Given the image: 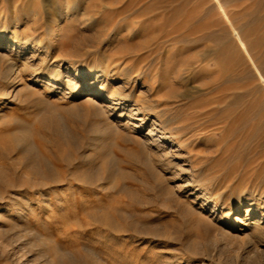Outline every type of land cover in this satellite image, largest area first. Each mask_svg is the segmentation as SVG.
<instances>
[{
  "label": "rangeland",
  "instance_id": "rangeland-1",
  "mask_svg": "<svg viewBox=\"0 0 264 264\" xmlns=\"http://www.w3.org/2000/svg\"><path fill=\"white\" fill-rule=\"evenodd\" d=\"M2 35L0 264H264V0H0Z\"/></svg>",
  "mask_w": 264,
  "mask_h": 264
},
{
  "label": "bare ground",
  "instance_id": "bare-ground-1",
  "mask_svg": "<svg viewBox=\"0 0 264 264\" xmlns=\"http://www.w3.org/2000/svg\"><path fill=\"white\" fill-rule=\"evenodd\" d=\"M51 28H53V27H51ZM57 28H58V26H56V27H54L53 29H52V31H50L49 33L51 34V32L52 33H55L56 32V30H57ZM53 36V35H52ZM48 37V36H47ZM9 41V42H11L12 43V45L14 46V45H16V44H18V39H16V38H12V37H10L9 35H2V36H0V43L1 42H3V41ZM34 40V39H33ZM37 40V39H36ZM48 47V46H47ZM47 56V55H46ZM45 56V57H46ZM6 58V57H5ZM15 69V68H14ZM3 71V70H2ZM21 72V71H20ZM93 71H90V72H85L84 70H82V69H79L78 70V72H77V74L76 75H73L72 73H71V71H70V69L69 68H66V70L65 71H63V74H65L68 78H66L65 80L70 84L71 82H73V80H76V78H88V77H91L90 79L91 80H89V82L87 83V85H86V88L88 89V90H90V91H92L94 94H95V96H91L90 98L92 99V100H95V103L96 104H98V105H100V106H102L103 105V107H105V112L107 113V115L108 116H111V115H113V114H115V113H118L119 114V116H122V115H124L125 113H124V110H125V106H127V105H131L130 103H127L126 102V99L124 98L125 96H123V95H121L120 93H117V91H113V92H111V93H107V91L106 90H104L105 88H104V85H100L99 87H97V88H94V85H96L95 83H97L98 82V80H97V78L99 77V74H97V72L95 73V74H93L92 73ZM16 74V73H15ZM16 76H18L17 74H16ZM51 79H52V77H50ZM49 78V79H50ZM10 79V78H9ZM17 79V78H16ZM22 79V78H21ZM106 79V78H105ZM80 80V79H79ZM83 80L84 79H81V82H83ZM14 82H15V80H14ZM28 83V82H27ZM67 83V84H68ZM68 84V85H69ZM72 84V83H71ZM25 85V84H24ZM47 85V84H46ZM8 86V85H7ZM28 86V85H27ZM26 86V89H24V88H22V90H20V89H18V90H16V87L15 86H13L11 89H9L8 90V88L9 87H7V89H6V92H3V96H2V98L3 99H5L4 101H8V100H10V99H20V100H25V101H27V100H32V99H34L33 98V95L34 94H36L35 93V91L33 90V88H31V87H27ZM93 89V90H92ZM5 91V90H4ZM123 91V90H122ZM81 92H84L83 91V89L81 90V91H79L78 93H81ZM79 95V94H78ZM101 96H106V97H108V101L110 102V104H102V103H100V101H98V97H101ZM39 98V97H38ZM43 101V100H42ZM29 102H31V101H29ZM33 102V101H32ZM3 103H5V102H3ZM41 104H43V103H41ZM23 105V104H22ZM35 105V104H34ZM42 107V106H41ZM101 108V107H100ZM118 109H120V111L118 110ZM131 110H130V112L129 113H131L130 115L131 116H133V115H136V114H138L139 113V109H138V107L137 106H133L132 105V107L130 108ZM39 110V109H38ZM42 110V109H41ZM103 110V111H104ZM104 112V113H105ZM105 113V114H106ZM13 115V114H12ZM40 116H41V114H40ZM42 119V118H41ZM126 122H128V120L126 121ZM25 124H27V123H25ZM109 125V124H108ZM27 126V125H26ZM29 127V126H28ZM111 128V127H110ZM115 130V129H114ZM103 131V130H102ZM157 133L154 131V129L153 128H150L149 129V131H148V135L150 136V135H156ZM157 136L158 137H160V138H162V139H166L167 138V136L166 135H164V134H157ZM155 137V136H154ZM154 137H153V139H154ZM148 140H149V138H148ZM155 141L157 140V139H154ZM151 141H153V140H151ZM157 142H158V140H157ZM151 143V142H150ZM159 143V142H158ZM159 146V145H158ZM29 147V146H28ZM176 163V162H175ZM48 177L50 178V179H52L53 181H57L58 180V178H59V172L58 171H56L54 168H48ZM43 182V181H42ZM61 183V182H60ZM68 183V182H67ZM193 182H191L190 180H189V182H188V184H186V185H190V184H192ZM49 184V183H48ZM57 186V185H56ZM56 186L55 187H53V188H50V189H46V190H42L41 192H40V194L42 195V197H41V205H50V202H52V201H59L58 199H60L61 198V196H62V190L63 189H61V192H54L55 194H54V197H53V192L52 191H56ZM51 187V186H50ZM191 188H193V192L194 193H197V192H199L200 191V189H198V187L196 188V187H194V186H192ZM195 189V190H194ZM64 193V192H63ZM197 195V197L199 196H202L203 197V193H197L196 194ZM206 195V194H205ZM204 195V196H205ZM24 198V197H23ZM52 198H54L53 200H52ZM33 199V198H32ZM14 200V199H13ZM31 200V199H30ZM15 202V201H14ZM26 202H27V200H26ZM32 203V202H31ZM30 203V204H31ZM31 205H33V204H31ZM30 208V207H29ZM240 208V207H239ZM3 210H5V211H7V212H10L11 214H10V216H19V217H21V218H24V216H25V214H27L29 211H27V208L26 207H24V204H16V206L15 207H13V208H9L8 206H4L3 208H2ZM31 209H33L32 207L30 208V210ZM37 211V210H36ZM35 211V212H36ZM227 212V215H232V208H230V209H228V210H226ZM247 216L246 217H244L245 219H243V217L241 218V220H249V217H248V215L250 214V208H248L247 209ZM252 211V210H251ZM34 213V212H33ZM242 213V212H241ZM30 214V213H29ZM263 214V213H262ZM264 215V214H263ZM238 218H240V216H237L236 215V219H238ZM246 221V224H247V226H249V228L252 230V235L253 236H258V237H261L262 236V233L264 232V230H262L260 227H259V224H260V218H259V220H258V218L257 219H255V220H249V221ZM18 222V221H17ZM248 228V227H247ZM0 229L1 230H3L4 228H2V227H0ZM6 229V228H5ZM4 229V230H5ZM7 230V229H6ZM251 233V232H250ZM263 235H264V233H263ZM262 237H264V236H262ZM50 238H52V237H50ZM13 239V238H12ZM53 239V238H52ZM18 240V239H17ZM251 240V239H250ZM19 241V240H18ZM261 241V240H260ZM257 242V241H256ZM259 247V246H258ZM62 249V248H61ZM61 249H59V250H61ZM258 249V248H257ZM261 250V249H260ZM56 251H57V249H56ZM264 251V250H263ZM58 252V251H57ZM264 253V252H263ZM65 255H66V253H65ZM57 258L55 259V261H57V260H59V261H61V260H63V255H61V254H58L57 253ZM97 259H99V258H97ZM54 261V262H55ZM99 261V260H98ZM68 264H73V261H71V260H67L66 261ZM108 264V263H107Z\"/></svg>",
  "mask_w": 264,
  "mask_h": 264
}]
</instances>
